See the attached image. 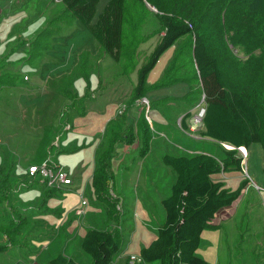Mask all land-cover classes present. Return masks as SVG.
I'll list each match as a JSON object with an SVG mask.
<instances>
[{
	"label": "rangeland",
	"instance_id": "1",
	"mask_svg": "<svg viewBox=\"0 0 264 264\" xmlns=\"http://www.w3.org/2000/svg\"><path fill=\"white\" fill-rule=\"evenodd\" d=\"M107 1L100 0L95 19ZM160 1L174 5L180 0ZM184 2L194 9L209 50L218 57L228 82L257 107L264 131V0ZM15 6L11 8L0 0V176L10 175L8 197L0 202L6 205L14 200L0 210V264H53L50 260L59 254L79 264H92L91 255L82 248L84 233L88 227L106 228L110 223L93 192L90 175L94 160L98 165L104 161L107 189L113 190L121 211L111 207L119 214L118 225L123 232L114 221L109 229L122 233L127 241L147 233H153L154 239L165 215L154 208L151 221L146 222L148 232L145 223L139 222L142 216H138L140 220L134 216L132 203L142 200L145 192L153 197L157 190L162 197L170 195L176 172L162 164L160 157L165 153H207L221 160L224 149H232L230 144L205 136L200 128L192 131L187 126L184 130L176 123L178 114L190 108L184 95L191 82L175 80L151 88L150 82L161 77L176 45L168 48L150 70L146 80L150 89L145 92L150 102L174 97L156 106L172 117L170 127L150 128L145 121L143 96L131 98L138 68L161 38L157 8L147 0H126L123 52L117 61L102 50L78 19L57 35L46 37L45 31L35 35L63 14V2L38 0L43 22L36 31L24 26L25 19L18 17L19 7ZM75 37H81L80 47ZM192 44L193 34H189L177 42V47L191 51ZM182 55L189 62L188 54ZM182 68L194 82L189 113H195L191 118L201 127L199 115L205 100L197 67L189 63ZM72 113L80 115L70 119ZM109 116L113 118L104 134L101 131ZM151 117L156 119L153 114ZM94 134H98L95 141ZM247 151L237 150V155H243L242 170L231 169L218 176L231 189L245 178L250 183L234 208L219 215L224 217L220 227L203 231L197 253L208 264H264V143L253 142ZM46 163L68 172L73 183L64 187L67 191L63 198L39 210L42 180L34 179L27 170L31 165ZM79 170L82 173L76 179ZM82 194L88 204L79 221L75 213L82 208ZM22 217H27L24 225L20 224ZM113 260L114 264L126 262L117 255ZM140 262L129 258V264Z\"/></svg>",
	"mask_w": 264,
	"mask_h": 264
},
{
	"label": "trees",
	"instance_id": "2",
	"mask_svg": "<svg viewBox=\"0 0 264 264\" xmlns=\"http://www.w3.org/2000/svg\"><path fill=\"white\" fill-rule=\"evenodd\" d=\"M60 1L89 30L102 48L119 61L123 52L126 0H108L96 19L100 0ZM147 1L157 8L162 33L153 51L139 68L134 95L141 97L145 94L147 76L160 56L180 39L193 34L191 51L185 48L179 50L177 47V52L187 53L189 59V62L185 59L179 67V70H183L182 75H178V70L175 73L177 64L173 63L166 82L187 79L191 82V90L187 93L186 100L192 99L194 82L182 67L189 63L195 64L205 100L202 117L205 129L202 132L213 140L235 148L224 149L225 156L221 160L207 153L190 156L169 153L162 155L164 164L172 167L177 176L170 195L162 200L166 212L165 221L156 230V237L140 249L138 256L141 262L159 260L160 264H208L197 253L203 231L220 227L224 217L219 215L225 209L234 208L250 182L249 178H245L238 187L231 189L218 176L227 170H242L243 157L237 155L239 147L248 148L253 142L264 143L262 118L257 107L228 82L218 57L209 50L194 9L188 7L184 0H180L178 4H174V1V5L160 0ZM243 35L247 36V30L243 31ZM34 44L39 46L36 42ZM262 48L264 52V45ZM188 116L189 112L181 120L184 129L187 128L185 119ZM102 163L104 164L103 160L99 161L95 173V189L104 202L115 207L117 199L112 198L111 189H107L106 165ZM115 209L119 213L120 208ZM123 241L125 237L122 233L89 228L84 234L82 248L91 255L93 264H114L113 259L120 252ZM51 262L78 264L73 258L63 254L57 255Z\"/></svg>",
	"mask_w": 264,
	"mask_h": 264
},
{
	"label": "crops",
	"instance_id": "3",
	"mask_svg": "<svg viewBox=\"0 0 264 264\" xmlns=\"http://www.w3.org/2000/svg\"><path fill=\"white\" fill-rule=\"evenodd\" d=\"M32 0H2V3H6V4H9V6L11 8H14L15 6V3H16V6L18 5L19 7V16L18 17H23V20L25 19V22H24V26H28L29 28L31 27L33 30H37L41 23L43 22L42 21V16H41V9H40V6L38 8V0H35L34 2H31ZM57 1H60V0H57ZM62 2V1H60ZM65 5V4H64ZM15 6V7H16ZM77 19L73 16V14L67 10L66 6H65V9H64V12L63 14L59 17H55L53 18L51 21L47 22L42 28H40V30H38L37 33H35V35H37V37L40 35V34H43V32L45 31V36L46 37H49L51 35L54 36V34H58L60 33L61 30L64 29V26H69L71 25L74 20ZM22 20V21H23ZM27 23V24H26ZM82 24V23H81ZM23 26V27H24ZM22 27V28H23ZM85 27V26H84ZM22 28H20V30H22ZM30 28V29H31ZM86 28V27H85ZM88 30V29H87ZM89 31V30H88ZM23 32V31H21ZM64 32V31H63ZM72 31H69L68 33H66L67 36H70L69 34L71 33ZM82 35L86 36V39L88 38V35L83 31L81 32ZM91 34V33H90ZM72 35V34H71ZM92 35V34H91ZM93 36V35H92ZM94 37V36H93ZM95 38V37H94ZM81 37H75L74 39V42L76 44H80V40ZM96 40V39H95ZM97 41V40H96ZM98 42V41H97ZM99 43V42H98ZM100 44V43H99ZM51 45V43H50ZM176 45V49L174 50L173 53H171V55L169 56L168 60H167V63L165 65V68H164V71L162 72L161 74V77L156 80L155 82H150V84L152 85L151 88H155V87H161V86H166L165 84L166 83H169L170 82H166V76L170 70V67L173 63H176V68H175V73L176 71L178 70V75L181 76L183 72L182 69L179 70V67L180 65L182 64V62L185 60L183 57H182V53L181 52H177V43L174 44L173 46ZM101 48L102 46L99 45ZM80 47V45L78 46ZM102 50L107 53L103 48ZM108 54V53H107ZM110 55V54H109ZM111 56V55H110ZM112 57V56H111ZM113 58V57H112ZM114 59V58H113ZM121 59V58H120ZM115 60V59H114ZM144 64V63H143ZM137 66V65H136ZM142 66V65H141ZM139 66V68L141 67ZM139 68H138V71H139ZM148 77V76H147ZM147 80V79H146ZM137 81H138V74H137V79H136V84H137ZM173 83V82H172ZM135 84V86H136ZM175 84V83H173ZM148 84L146 83V90L147 89H150V88H147L149 86H147ZM168 85V84H167ZM135 86L133 87V91L131 93V98H133L132 96H134V88ZM190 86V85H189ZM191 90V86H190V89L185 93L184 95V101L187 102L190 106V108L185 112V113H182V114H178V118H177V124L180 123V126L182 127V124H181V120L182 118L185 116L186 113L188 112H191L190 109H192L191 107V104L186 100V95L187 93H189V91ZM84 91H85V87H84ZM144 98H147L146 97V93L143 95ZM172 100L174 99V97H169L167 98L166 100H163L161 101V99H155L153 102H150V109L148 111V113H146V107H145V119L147 118L146 123L148 124V126L150 128H152L153 130L155 129H159V130H163V128H166L167 126L170 127L171 125V122H172V117L169 115V113H163L161 112V110H159L160 108L156 107L158 105H160L161 103L163 104L164 101H167V100ZM152 110L156 111V113H151ZM60 115H62L63 113H59ZM99 114H107L108 113H99ZM151 114L155 115L156 116V119H153L151 117ZM193 116H195V113H191ZM80 114L79 113H72V115L70 116V119H73L75 117H78ZM193 116H188L186 119H185V122L187 124V126L190 127V130L192 129V131L196 130V129H201L202 131L205 129L204 125L202 126V120H199V123L201 124V127L197 125V122L196 121H193V119L191 117ZM113 116H109L107 119H106V125H105V128L101 131L102 133L104 134H107V126L108 124L111 122ZM179 126V127H180ZM198 126V127H197ZM183 128V127H182ZM203 128V129H202ZM184 129V128H183ZM182 130V129H181ZM184 130H187V129H184ZM183 131V130H182ZM184 132V131H183ZM94 137V141L98 138V134H94L93 135ZM227 143H224V145H226ZM232 146V145H231ZM245 149V151L242 149V151L245 153L247 151L248 148H246L245 146H241V148ZM152 150V148H151ZM150 150V151H151ZM160 159H162V157H160ZM162 164H163V161L161 160ZM159 164V163H158ZM98 163L95 162L94 160V168H93V171L90 175L91 177V181H92V184H93V192H94V195L96 197V199L98 200V202H100V205L99 207H103L105 208V212H106V217L107 219L109 220V225L106 227V228H97V229H109V227L112 225V221L115 222V226L117 227H120V229L122 230L123 232V228H121V225H118L119 223V219L116 218V215H117V212H115L114 210H112V206H110V204L108 205L106 202H104L100 197H99V194H97V191L95 189V185H94V179H95V173L96 171L98 170ZM169 168H171L170 166H168ZM172 169V168H171ZM170 171V169H168ZM173 170V169H172ZM28 171V170H27ZM171 172V171H170ZM80 173H82V170H79L76 172V175H75V178L78 179L79 176H80ZM28 174H29V171H28ZM155 174H158V172H156ZM30 175V174H29ZM9 176H3L1 175L0 178H1V187L3 189H1L0 191V199H3L4 197H8V193H9V188H8V179H9ZM31 177H33L32 175H30ZM176 173H175V177H176ZM34 179L36 177H33ZM223 179V178H222ZM250 180V179H249ZM41 186L39 187V190H40V193L41 194L40 196L42 197V199L40 201H42V204L39 206V210H41L42 206L48 202H52V201H56L58 199H61L63 198L64 194L66 193L67 190L63 188H57V187H53V186H49L47 185L46 183L42 182L41 181ZM250 183V182H249ZM260 187V185H259ZM112 190V189H111ZM116 193V196L118 197L119 201H121L120 199V196L117 194V189L114 191ZM43 194V196H42ZM39 196V198H40ZM81 196H84V194L80 195ZM166 197V196H165ZM164 196L162 197L161 194H159L158 190L156 191L154 197L153 196H150L149 193L144 194V196L142 198V200H140L139 198L136 200L135 203H132V209H133V212H134V216H137V220H140L138 219V216L141 215L142 216V219L139 221L140 223L144 224L145 225V228L146 230L149 232V228L148 226H146V222L147 221H151L152 219V214H154V211L153 209H157L158 210V213L159 214H163L165 215V218H166V212H165V209L162 205V200L163 198H165ZM160 199V200H156V199ZM14 200H11L9 202H7V204L5 205L4 203L0 202V210L3 209V206H6V207H9L11 206V204H13ZM125 203V201L123 202V204ZM112 207V208H111ZM115 208H118V206L115 205ZM163 208V209H162ZM137 209V210H136ZM14 210V209H13ZM226 210H229V209H225L224 211ZM223 211V212H224ZM235 211V210H234ZM138 212H140V214H138ZM119 213L121 214V211H119ZM76 216L78 217V220L80 221L82 217L85 216L86 214V210L84 213H79L76 211ZM119 218V217H118ZM27 217H22V220H21V225H24V220H26ZM165 221V220H164ZM3 223H5V220H2ZM164 223V222H163ZM138 224V223H137ZM150 227V226H149ZM89 228H96V227H88L87 229ZM86 229V230H87ZM7 230V228H6ZM109 230H112V229H109ZM133 231V230H131ZM86 232V231H85ZM151 232V231H150ZM85 234V233H84ZM154 234L153 233H147L146 236L140 238H136L135 235L132 236V240H129L127 241V239H125L124 243H122L121 245V249H120V252L117 254L119 260L121 258L125 259L126 262H123V264H129V257L131 255H139L140 254V249L146 245H148L153 239L152 237ZM152 239V240H151ZM83 242V240H82ZM131 242V243H130ZM130 243V244H129ZM64 255V254H63ZM66 256V255H65ZM129 256V257H128ZM68 257V256H66ZM68 258H72V257H68ZM54 259V258H53ZM52 259V260H53ZM74 259V258H73ZM50 260V262L52 261ZM75 260V259H74ZM76 261V260H75ZM49 262V261H48ZM77 262V261H76ZM16 263V262H15ZM13 263V264H15ZM47 263V262H46ZM78 263V262H77ZM146 262H140V264H145ZM79 264V263H78ZM92 264H93V260H92Z\"/></svg>",
	"mask_w": 264,
	"mask_h": 264
},
{
	"label": "built area",
	"instance_id": "4",
	"mask_svg": "<svg viewBox=\"0 0 264 264\" xmlns=\"http://www.w3.org/2000/svg\"><path fill=\"white\" fill-rule=\"evenodd\" d=\"M141 101L145 103L144 106L146 107V113H148L150 109V101L144 97L141 98ZM204 112H205V108L203 109L202 113H200L199 115L200 119H202ZM28 171L30 175L38 177L49 186L63 188L73 183V179L69 176L68 172L64 171L57 165H52L49 163H46L40 167L36 165H31L28 168ZM110 194L112 195V198L116 199L113 190L110 191ZM81 204H82V208L79 209L77 212L84 213L85 208L87 207L88 204L84 196H82ZM129 258L131 262L140 261V257L137 255H131Z\"/></svg>",
	"mask_w": 264,
	"mask_h": 264
},
{
	"label": "water",
	"instance_id": "5",
	"mask_svg": "<svg viewBox=\"0 0 264 264\" xmlns=\"http://www.w3.org/2000/svg\"><path fill=\"white\" fill-rule=\"evenodd\" d=\"M232 148H235L234 146H231ZM239 149H241L242 150V148L241 147H239ZM243 156V155H242Z\"/></svg>",
	"mask_w": 264,
	"mask_h": 264
}]
</instances>
